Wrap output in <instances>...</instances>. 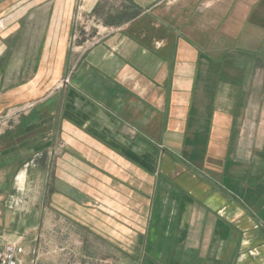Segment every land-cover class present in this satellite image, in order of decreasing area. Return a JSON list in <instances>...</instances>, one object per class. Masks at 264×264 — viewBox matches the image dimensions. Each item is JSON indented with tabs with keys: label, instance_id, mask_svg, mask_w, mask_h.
<instances>
[{
	"label": "crops",
	"instance_id": "1",
	"mask_svg": "<svg viewBox=\"0 0 264 264\" xmlns=\"http://www.w3.org/2000/svg\"><path fill=\"white\" fill-rule=\"evenodd\" d=\"M89 5L96 30L53 21L32 76L0 61L5 175L37 157L79 264H264V0Z\"/></svg>",
	"mask_w": 264,
	"mask_h": 264
},
{
	"label": "rangeland",
	"instance_id": "2",
	"mask_svg": "<svg viewBox=\"0 0 264 264\" xmlns=\"http://www.w3.org/2000/svg\"><path fill=\"white\" fill-rule=\"evenodd\" d=\"M12 2H14L11 6L14 7L12 13L21 16L28 7L29 10L24 17V24L21 25L22 29L17 30L13 37L0 35V61L4 63L13 60L14 64V68L7 74L8 85L11 81L16 85L23 75L28 78L37 70L34 66L41 53L43 55L46 51V38L53 21L56 28H74L75 38L72 37L74 45L85 39L86 30H89L90 34L92 30H96L94 27L96 23L92 22L85 11L90 6V0H12ZM3 27H0V32ZM50 51L52 53V49ZM27 57L32 62H29ZM25 62L30 63V68L25 69L23 74L19 66ZM3 66L0 67V78L2 77V86L5 88L3 79L6 72ZM62 85L63 82L57 84L56 89ZM51 87L46 84L43 92H52ZM37 166L35 156L28 164L14 167L13 173L5 175V166L0 167V195L3 197L0 199L2 217L0 229L6 240L21 241L25 248V264H33V261L34 263L36 261V264H79V254L85 252V249L77 241L79 236H83V230L73 226L66 217H60L55 213L51 206L50 175L47 177L40 170L33 178L31 171Z\"/></svg>",
	"mask_w": 264,
	"mask_h": 264
},
{
	"label": "built area",
	"instance_id": "3",
	"mask_svg": "<svg viewBox=\"0 0 264 264\" xmlns=\"http://www.w3.org/2000/svg\"><path fill=\"white\" fill-rule=\"evenodd\" d=\"M5 118V117H4ZM0 117V119H4ZM2 217L0 209V228ZM25 248L21 241L6 240L5 236L0 229V264H25L24 255ZM33 264H36V261Z\"/></svg>",
	"mask_w": 264,
	"mask_h": 264
}]
</instances>
